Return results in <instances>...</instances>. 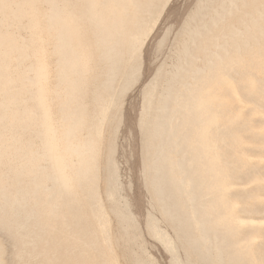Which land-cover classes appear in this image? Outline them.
I'll list each match as a JSON object with an SVG mask.
<instances>
[{"label":"bare ground","instance_id":"1","mask_svg":"<svg viewBox=\"0 0 264 264\" xmlns=\"http://www.w3.org/2000/svg\"><path fill=\"white\" fill-rule=\"evenodd\" d=\"M168 2L0 0V264H157L115 136ZM192 7L140 88L145 230L170 264H264V0Z\"/></svg>","mask_w":264,"mask_h":264},{"label":"rangeland","instance_id":"2","mask_svg":"<svg viewBox=\"0 0 264 264\" xmlns=\"http://www.w3.org/2000/svg\"><path fill=\"white\" fill-rule=\"evenodd\" d=\"M195 2L196 0H188V1L187 0H169L167 5L164 7V10L161 13V16L155 28L153 29L151 34L148 36L142 48V61L143 62H142V68H141L142 69L141 75L139 79L127 91V93L125 94L123 98L122 121L119 125L117 135L115 136V142H116L115 159L117 163H120L119 170H120V176L123 177V178L121 177V180L123 179L122 180L123 193L127 196V199H129L128 201L130 204L131 211L133 212L134 215L137 216L136 219L140 224L141 241H142L143 247L147 251L146 253L149 256L152 255L151 256L152 260L157 264H170V262L168 261V259L170 258L169 256L170 254L167 251H165V249L163 248L162 244L159 243V241L153 239L148 234L147 230H145L146 229L145 221H146V217L148 214L147 211L149 212L152 211L154 214H157V215L158 213L151 208V204L149 203L150 196H148L149 195L148 191L145 192L147 189L144 186L145 183L143 184L144 182L142 179L143 176H141L142 175L141 173L142 159H140L141 158L140 156L141 148L139 150V147L141 146V142H140L141 135H140V131L138 130V127H136L138 126L137 125L138 123L136 122H138L137 118L139 119V115L141 111V107H140L141 106L140 103L142 104V102H140L142 101V98H140L142 97L141 90L143 86L147 83V81H149V78L154 75L158 66L169 62L170 59L168 57V54L171 49V46H170L171 42L169 41L173 39L174 34L182 25L185 17L190 12L191 8H193L192 6H194ZM166 26L168 29H165ZM162 30L164 32H162ZM165 30L167 32L165 41L163 42L162 45H159L158 47H156L157 46L156 44H158L157 42L158 39H160V37H163L162 35H164L163 33H165ZM154 41H155V44H154ZM154 46L158 48V50ZM136 107L138 111L136 110ZM126 139L128 140L126 141ZM129 185L131 186L129 187ZM142 186H144V188ZM123 258L124 257L119 258V264H127L125 263L127 262L125 258L124 260H122Z\"/></svg>","mask_w":264,"mask_h":264}]
</instances>
